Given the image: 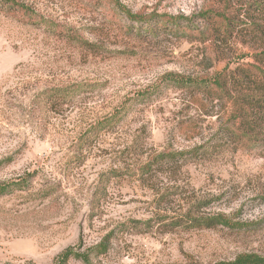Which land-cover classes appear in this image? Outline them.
I'll list each match as a JSON object with an SVG mask.
<instances>
[{
	"label": "rangeland",
	"instance_id": "374dc122",
	"mask_svg": "<svg viewBox=\"0 0 264 264\" xmlns=\"http://www.w3.org/2000/svg\"><path fill=\"white\" fill-rule=\"evenodd\" d=\"M16 1L30 11L0 4V182L23 185L0 195V264H56L69 248L90 260L65 264H214L242 252L264 255V146L193 157L176 175L157 176L167 191L160 202L162 192L139 181V165L202 139L187 141L177 130L180 92L130 100L166 72L212 73L238 58L253 61L264 52V0ZM116 1L196 25L200 13H223L235 30L204 43L130 35L126 18L112 17ZM114 112L121 114L114 125L92 129ZM203 126L206 137L212 125ZM173 178L178 188L167 190ZM186 212L224 215L235 225H166ZM106 235L107 251L93 255Z\"/></svg>",
	"mask_w": 264,
	"mask_h": 264
},
{
	"label": "trees",
	"instance_id": "16d2710c",
	"mask_svg": "<svg viewBox=\"0 0 264 264\" xmlns=\"http://www.w3.org/2000/svg\"><path fill=\"white\" fill-rule=\"evenodd\" d=\"M0 4L15 12H29L27 6L16 0H0ZM114 19H124L129 22L125 31L139 37H155L165 34L176 39L206 42L208 39H224L235 30L231 22L223 13L204 12L198 18L202 23L196 25L193 19L187 16L151 13H135L115 2ZM207 24V25H206ZM136 25V26H135ZM124 30V28H123ZM70 39H73L90 52L99 53V46L86 42L84 39L69 32L59 30ZM211 37V38H210ZM253 61L242 62L241 59L228 63L221 70L212 73H181L166 72L159 83L145 91L138 92L130 100L143 101L152 95H158L162 89H173L183 96L184 105L180 109L183 114L176 121L179 134L187 141L199 137L202 142L188 151L164 149L155 152L139 165L138 179L149 189L161 193L162 188L155 184L159 175L181 171V167L192 161L193 157L202 158L206 154L218 155L226 150H248L264 146V52L252 56ZM242 58V57H241ZM194 113H190V110ZM121 114L114 112L93 124L92 129H100L105 124L114 125ZM210 122L211 132L204 136V123ZM173 181V182H172ZM176 181L171 183L167 190L177 189ZM22 182H0V195L8 193L15 188H21ZM167 194L162 192L158 200H163ZM161 202V201H160ZM166 225L185 228H215L218 225L233 227L235 224L224 215H193L186 212ZM140 223V222H136ZM150 225L152 220L143 222ZM165 225V224H164ZM108 235L92 248L93 255L105 253L108 248ZM75 257L84 263H89V255L85 252H75L72 248L65 250L58 258L56 264H65ZM214 264H264V255L255 252H242L233 259H223Z\"/></svg>",
	"mask_w": 264,
	"mask_h": 264
}]
</instances>
